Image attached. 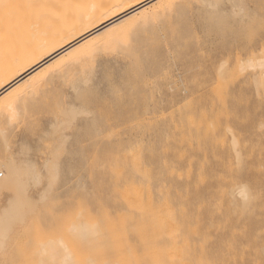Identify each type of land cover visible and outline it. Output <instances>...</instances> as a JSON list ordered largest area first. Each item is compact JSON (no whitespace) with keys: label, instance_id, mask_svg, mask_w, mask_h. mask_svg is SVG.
I'll return each instance as SVG.
<instances>
[{"label":"rangeland","instance_id":"obj_1","mask_svg":"<svg viewBox=\"0 0 264 264\" xmlns=\"http://www.w3.org/2000/svg\"><path fill=\"white\" fill-rule=\"evenodd\" d=\"M227 1L230 0H216V2ZM204 2L205 0L182 2L178 6L191 4L193 7H176L167 15L162 14L158 19L155 16L149 21H145L143 16L138 14L125 25L126 27L118 30L84 59L77 60L70 67L55 72L51 81L39 85L35 95L27 98L15 112L11 110L5 112L3 120L0 121V130L4 131V134L0 132V157L13 154L12 157L19 167L20 176L16 187L0 193V261H8L11 264H51V238H60L63 233L70 230L72 224L80 227L88 225L90 219L94 220L99 216L103 201L107 203L111 201L107 182L108 175L102 165L105 160L112 169L121 170L124 168L127 170L131 168L132 179L143 186L141 200L138 202L141 217H147L151 222L155 221L152 219V213L145 212L149 187L154 198L155 211L162 210V214L159 213L156 220L165 216L170 219L179 217L183 219L186 211L191 210L197 211L201 216L198 220L192 218L193 226L197 224L209 226L211 219L207 212L215 213L218 209L209 197V189H204L203 192L206 200L190 201L192 194L184 188L182 180L177 183L174 178L167 176L162 171V169H166L180 174L186 169L183 165L187 166V163L182 161V165L181 162L177 163L169 158L168 160L163 155L161 160L159 158L162 149L170 153H178L181 151L180 149L184 148L186 152L188 150L190 153L189 146H183L189 145V142L181 143V129L186 130L183 132L189 139L194 137L192 140L195 144V137L199 132L196 128L192 129L194 126L189 121L186 123L185 119L188 115H196L195 118L199 120L198 128L201 137L206 138L211 134V138L219 139V133L223 137L219 139L220 141H215L216 143L221 142L220 144H213L217 148H221L215 147L217 152L223 151L222 156L217 154L219 161H216L218 159L211 160V163L214 162L215 174L224 180L237 179L230 183V197L225 207V215L218 214L233 225L239 218L243 220L254 218L253 226L248 228H242L240 224L235 225L236 232L245 234L239 238L240 249L235 256H231L229 264H260V254L264 251V108L260 103L258 80L264 75V70L260 66L248 67L249 51L257 46L251 45L243 49L242 46H237L232 42L230 35L218 30L215 20L212 21L214 28L212 34L207 36V33L203 32V25L199 20L210 17L211 12L207 9H197L196 6ZM244 2L253 11L259 13L264 0H244ZM183 20L188 21L186 30H181L182 26L177 24ZM173 32L178 33L180 40ZM174 35L177 39L174 38ZM194 35L199 38L195 36L196 39ZM173 39L175 40L173 41ZM194 42H198L196 47ZM156 47L158 48L156 49ZM161 47H164L163 52ZM180 47H183L185 51ZM208 48L210 51H206ZM179 49L184 51L185 55L176 51ZM202 50L206 51L203 52L204 60L207 59L208 54L211 56L213 51L212 59L220 60L224 55L226 60L230 58L227 61L229 63L227 66L229 73H227L230 78L228 74L226 75V86L228 85V87L224 85L222 92L213 93L212 98L218 100V103L215 99H211L213 102L210 99L207 100L208 103L212 102L209 105L206 101L198 102V104L191 102L193 103L191 105L183 103L184 110L180 104L178 106L177 101L181 100L180 96L184 92L182 86L184 87L183 83L185 82L182 81L187 79V75H181L184 69L183 67L181 69L182 62L180 61H182L183 55L185 56L183 59L189 58L191 54H194L193 57H201ZM150 52H153L154 55ZM206 53L208 54L206 55ZM151 55H153L152 60ZM156 55L158 58L155 57ZM232 57L236 59L233 60ZM240 60L248 65L246 66L247 71L244 70L241 74L236 70ZM235 67L236 69H234ZM232 68L235 70L234 73L239 75L232 74ZM180 75L184 78L186 76V78L183 80ZM235 75L237 78L234 77ZM234 78L237 79V82L233 80ZM167 79L169 84L166 82ZM89 80H91L90 84ZM87 82L89 85L84 88L83 86H86ZM233 82L236 84L230 85ZM166 83L172 85L165 87ZM22 87H26V85ZM82 90L87 91L86 94H81ZM168 95L172 98L168 99ZM84 98H88L87 105L82 103ZM176 98L177 100H175ZM168 101L171 102V105L168 104ZM158 104L159 106H157ZM173 104L178 111L173 107ZM211 104L216 106H214L215 110ZM119 105L125 111L133 105L138 110L144 107L150 113H154L157 109L159 114L151 115V119L146 123L144 129H139L142 122H132L130 126L135 131L129 140L117 133H111L104 137H87L89 129L94 127L93 118L101 112L102 114L106 112L107 117L115 119L117 117L115 111ZM107 109H109L108 111L112 109V112H108ZM209 123L210 126H208ZM222 123L223 128L220 126ZM219 127L222 128L221 131ZM225 127L226 130H224ZM191 130L192 132H190ZM191 133L197 134L191 135ZM105 138L115 141V145L121 148L124 147L121 154L111 151L92 153V145L95 142L104 144ZM237 139L239 144L235 146L234 140ZM223 142L225 146L222 145ZM57 146H59V151L56 150ZM198 150H193L196 158L201 154L200 152L203 153L207 149ZM253 153L254 156L263 154V158L253 171H246L244 174L246 176L249 173L254 177L256 175V180L248 181L245 178H237L240 175V172L236 170L239 168L240 162L238 155H243L247 161L251 160L249 164L252 165L255 160H252L254 157L249 155ZM203 154L198 157L199 160H203ZM198 158L197 161H199ZM154 170L156 174L151 178L150 174ZM244 188H249L251 194L257 198L253 213L250 215L247 213L244 215L240 209L243 202L240 193ZM168 191L171 195L168 194ZM173 193L176 201L174 202L172 199L171 202L164 203L169 197L172 198ZM131 195L134 198L139 196L133 195V192ZM183 202L187 203L188 207ZM119 207L125 209V203L122 201ZM176 210L177 212H175ZM242 223L244 222L242 221ZM219 225L224 227V221ZM125 226L127 227L128 223ZM164 232L167 241L176 242L174 248H181V251L174 249L171 253L170 260H173L175 264H217L216 261H211V257H208L210 254L220 255L217 250L208 248L201 251L193 247L195 245L193 241L199 245L202 244L208 237L206 232H196L192 236L193 241L191 238L190 242L181 241L183 237L182 224L169 227ZM250 236L251 238H249ZM190 243L191 245H189ZM138 255L145 257V252L140 247ZM72 258L73 264H83L84 262L81 253L74 252ZM177 259L182 262H177ZM93 263L96 264L97 261L94 259ZM142 264H148V262L143 261Z\"/></svg>","mask_w":264,"mask_h":264},{"label":"bare ground","instance_id":"obj_2","mask_svg":"<svg viewBox=\"0 0 264 264\" xmlns=\"http://www.w3.org/2000/svg\"><path fill=\"white\" fill-rule=\"evenodd\" d=\"M189 1L190 0H171V2L176 5ZM168 2L169 0H0V121L3 120L7 110L15 112L21 104H24V101L27 98L35 95L36 88L39 85L51 81L55 72L70 67L77 60L84 59L92 50L110 39V37L118 30L122 27H126L125 25H127V23L138 14H141L145 21H149L155 16L164 14L161 6ZM233 2L234 0L217 3L223 5ZM209 15L210 17L200 18L199 20L202 22L204 29L203 32L207 33V36L214 31L212 21L215 20V18L212 13ZM187 22L188 21L183 20L177 24L178 26H182L181 30H186L188 28ZM199 28H202V26H199ZM173 33L175 34V32ZM199 33L201 32L199 31ZM177 34L178 33L175 35ZM175 35L174 38L177 39ZM196 35H194V37ZM174 40L175 39H173V41ZM183 41L185 42V40ZM164 42L166 43V41ZM177 43V46H179L178 44L182 46L181 43ZM197 43L198 42L195 43V47ZM230 44L229 46L231 47ZM157 48L158 47H156V49ZM163 48L162 52L164 51ZM174 48L176 49L175 46ZM182 48L180 47V49ZM241 48L243 49L244 47L242 46ZM180 49L176 51H179V54L181 52L184 53L185 49L183 48L184 51H180ZM196 49L198 50V48ZM203 50L201 54L210 51L209 48L206 51ZM165 51L167 50L165 49ZM260 51L261 49L257 47L251 49L249 51L250 57H254V60L252 62L248 60L249 66L246 63L245 65L242 60H240L237 63V69L236 67L234 69L241 74L244 70L247 71L246 66L250 68L259 67ZM213 52L210 54L211 56H213ZM240 52L241 51L239 50V53ZM150 53L153 54V52ZM204 53L201 57L195 56L198 59L193 57L194 54H191L189 58L183 59L185 53L184 55L182 54V61L180 62H182L183 66H180L181 69L183 67L184 70H182L181 75H187V79H185L186 76L184 78L180 75L181 79L183 78V80L185 79L186 81H182L185 83H183L184 87L182 86L184 92L182 95L180 94L182 96H180L181 100H177V98L175 99L178 101V106L181 105L182 107L184 104L191 105L193 104L191 102H197V104L198 102H207L209 99L213 102L215 99L212 98L213 93L217 94L218 92H222L224 90L222 87L224 85L226 86V75L229 73V67H227L229 63L227 61L230 58L226 60L224 55L222 59L220 58V60H216L214 58L212 59V57L206 53V55L208 54V57L204 60ZM160 54H162L161 51ZM153 55H151V60ZM157 55L155 57H157ZM196 55L200 54L197 53ZM216 55H218V53ZM246 55H248V53H246ZM231 59L234 60L236 58L232 57ZM229 62L231 63V61ZM234 71L235 70L231 73L236 74ZM236 75L234 76L235 78H237ZM235 78L233 80L237 82V79ZM168 79L166 81L167 83L169 81ZM177 80L179 81V79ZM230 81L232 82V80ZM88 82L90 84L91 80ZM88 82L86 83V86H83L84 88L88 87ZM231 84L234 85L236 83L233 82L230 83V85ZM23 85H26V87H22ZM166 85L165 87H168L172 84ZM226 87H228V85ZM28 88L30 90H27ZM86 92L87 91L85 90L80 91L83 95L86 94ZM180 92H182V90H180ZM160 93L162 94V91H160ZM168 93L171 94V92ZM177 97L179 98V94ZM171 98L170 96L168 97V99ZM169 101L168 104L171 105V102ZM210 101L209 103L207 102L208 105L212 103ZM215 101L218 103V100L215 99ZM200 103L199 106H201ZM197 104L196 106H198ZM205 104H203V106H205ZM157 106H159V104ZM211 106L215 110L216 106L214 107L213 104H211ZM173 107H176L175 104H173ZM128 109L129 110L125 111L122 106L119 105L115 111L117 113L115 119L107 117L106 112H103V114L101 112V114L96 115L92 121L94 127L91 128V130L89 129L87 137H104L111 133H117L118 135L124 136L126 140H129L135 131L130 126L132 122H142L139 129H144L146 123L151 119L150 116L159 114L157 109L156 111L154 110V113H150V111L148 112L144 107L138 110L133 105ZM108 110L109 109H107V111ZM176 111L178 110L176 109ZM108 112H112V109ZM195 116L196 115H188V117H186L187 120L185 119V121L186 123L189 121L192 126H194L192 129L196 128L200 133L198 128L199 120H197ZM199 119H201V116H199ZM183 123L185 122L183 121ZM223 123L220 125L221 127ZM208 126H210V123ZM205 128L207 129V126ZM222 128H220V131ZM215 130L217 129L215 128ZM224 130H226V127ZM181 131V143L189 142V145L183 146H189L191 149V151L189 150L190 153L187 150L189 148L186 149L188 154L184 148L180 149L181 151L178 153H170L162 149V154L157 156H159L160 160L163 155L166 159H173L177 163L181 162L182 165L183 162L187 163V166L183 165L186 169L180 174L175 171H167L166 169H162V171L165 172L167 176L169 175L174 178L177 183L182 180L184 188L192 194V198L189 199L190 201L197 202L204 201V199L206 200L205 196H203V192L204 189H209V197L218 207L215 213L207 212V215L210 214V225L205 226L197 224L196 226H193L192 218L198 220L201 216L197 211L193 212L191 210L186 211L183 219L181 217L170 219L165 216L156 220L155 218H158L159 213L162 214V210L155 211L154 198L151 193V188L149 187L147 189L148 198L145 212L152 213V219L155 221L151 222L148 221L147 217H141L139 215L138 208L140 206L138 205V202L141 200V189L143 186L132 179L133 174L131 168L127 170L124 168L121 170L112 169L105 160L102 165L106 175H108L107 182L111 201L109 203L103 201L99 210V216L97 219H90L88 225L80 227L79 225L72 224L69 228L70 230L63 233L60 238H51V264H73L72 255L74 252L81 253L84 261L83 264H94V259L97 261L96 264H142L143 261H147L148 264H175L173 260H170L171 253L174 249L181 251V248H174L176 242L167 241L164 231L176 224H182V242H190V239L196 232H206L208 237L200 245L195 243L192 238V241L195 244L193 247L200 249L201 251L208 248L215 249L220 255L213 256L210 254L208 257H211V261H216L217 264H229L231 256H235L240 249L241 243L239 238L245 234L236 232L235 225L240 224L242 228H248L253 226L252 223L254 218L251 217L247 220L239 218L237 223L233 225L226 219L221 218L218 214L221 213L222 215H225V207L230 197V183L237 180L221 179L214 172V162L211 163V160L218 159L219 156L217 154H220L221 156L223 155V151L217 152V149L221 148L215 146L218 143L215 141L223 138L220 133L215 131L216 133H219V139H216L215 137L211 138V134L208 135L209 137L204 135L207 136L204 138L201 137V133H195L197 135L194 144V140H192L194 137L192 136L193 138L189 139L186 133L183 132L186 130L181 129ZM0 132L1 134H4L3 130H0ZM190 132H192V130ZM195 134L191 133V135ZM215 136L217 137V134ZM105 140L106 142L104 144L95 142L91 147L92 153L98 154L101 151H111L116 154H121V150L124 147L121 148L120 146L115 145V141H111L110 139L105 138ZM238 141V139L234 140L235 146L239 144ZM220 143L221 142L218 144ZM6 144L9 146L7 141ZM222 145L225 146L224 142ZM222 145H220V147H222ZM215 147L217 148L216 150ZM194 149H210L211 152L207 150L203 151L205 154L200 152L201 154H199L198 157L203 154L204 158L203 160H199L197 157L199 160L197 161V158L193 154ZM12 155L13 154L0 157V193L16 187L19 181V167L16 165L15 159ZM249 156L252 158L254 157L252 160H255V162L252 165L249 164V161L251 162V160L247 161V158H244L243 155H238V160L240 159V162L238 164L239 168H236V170L240 172V175L237 176V178H245L248 181H255L257 178L256 175V178L249 173L245 176L244 172L253 171V169L256 168L257 163L263 158V154L254 156L253 153ZM216 161H219V159ZM194 164H197V166H194ZM157 168H160V166H157ZM155 174L156 171L154 170L150 174L151 178ZM122 181H125L126 183H123ZM131 192H133V195H139L138 198H134V196L131 195ZM175 192H177V190H175ZM168 194L171 195L170 191H168ZM240 194H242L243 199L240 209L244 215L246 213L247 215L252 214L257 198L251 194L249 188H244ZM172 199L174 202L176 201L174 193L172 198L169 197L164 203L171 202ZM122 201L125 203V209L119 207ZM184 205L187 206V203H184ZM175 212H177V210ZM222 221L225 223L224 227L219 225ZM242 221L244 223H242ZM126 223H128L127 227L125 226ZM226 238L229 240L227 241ZM249 238H251V236ZM189 245H191V243ZM139 247L145 252V257H140L138 255ZM177 262L182 261L177 259ZM259 263L264 264V251L260 254Z\"/></svg>","mask_w":264,"mask_h":264},{"label":"snow or ice","instance_id":"obj_3","mask_svg":"<svg viewBox=\"0 0 264 264\" xmlns=\"http://www.w3.org/2000/svg\"><path fill=\"white\" fill-rule=\"evenodd\" d=\"M163 12L165 15L176 7H193L191 4L178 6L169 0L163 4ZM197 9H207L214 15L218 30L221 33L230 35L232 42L248 48L255 45L261 49L259 55V65L264 70V3L261 5L259 13L253 11L244 0H234L230 4H220L216 0H205L203 4L197 5ZM159 16H157V19ZM250 62L254 57L249 58ZM258 90L260 92L261 107L264 108V75L258 80ZM88 98H84L83 104L87 105ZM59 151V146H57ZM54 179V177H53ZM0 264H11L8 261H0Z\"/></svg>","mask_w":264,"mask_h":264}]
</instances>
